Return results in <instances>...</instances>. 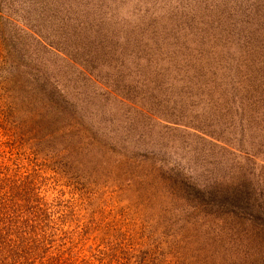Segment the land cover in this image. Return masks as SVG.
<instances>
[{"label":"rangeland","instance_id":"obj_1","mask_svg":"<svg viewBox=\"0 0 264 264\" xmlns=\"http://www.w3.org/2000/svg\"><path fill=\"white\" fill-rule=\"evenodd\" d=\"M5 81L14 118L59 96L84 213L134 209L205 264H264V0H0L2 100Z\"/></svg>","mask_w":264,"mask_h":264},{"label":"trees","instance_id":"obj_2","mask_svg":"<svg viewBox=\"0 0 264 264\" xmlns=\"http://www.w3.org/2000/svg\"><path fill=\"white\" fill-rule=\"evenodd\" d=\"M4 90L8 92L7 100L0 94V264H205L197 248L190 258L181 236L152 237L155 227L143 218L137 221L134 209L117 206L105 214L98 208L84 213L95 190L91 180L78 189L56 159L61 148L54 141L61 128L54 123L61 119L57 113L46 115L53 104L60 106L59 96L57 100L47 96L41 114L28 100V111L33 112L14 118L11 81H5ZM53 91L49 87L48 92ZM94 213L102 225L95 243L87 242Z\"/></svg>","mask_w":264,"mask_h":264}]
</instances>
